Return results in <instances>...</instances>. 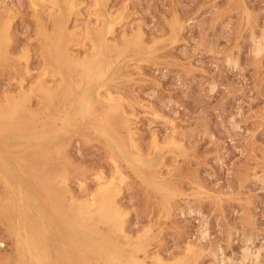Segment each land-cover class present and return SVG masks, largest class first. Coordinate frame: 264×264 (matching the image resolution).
I'll list each match as a JSON object with an SVG mask.
<instances>
[{"label":"rangeland","instance_id":"374dc122","mask_svg":"<svg viewBox=\"0 0 264 264\" xmlns=\"http://www.w3.org/2000/svg\"><path fill=\"white\" fill-rule=\"evenodd\" d=\"M96 1L0 0V108L17 98L51 120H27L21 130L4 117L0 163L5 157L17 173L18 160L38 172L41 159L58 161L57 178L77 204L120 182L123 229L101 236L107 225L97 217L94 236L103 246L134 248L142 264H264V42L252 51L264 40V0ZM85 53L104 59L101 79L71 63ZM60 69L72 70L73 88L92 98L85 116L66 125V100L47 101L38 90L44 80L61 82ZM39 138L49 146L40 149ZM1 177L0 264L14 239L4 214L20 213ZM22 177L26 187H41L37 176Z\"/></svg>","mask_w":264,"mask_h":264},{"label":"bare ground","instance_id":"6f19581e","mask_svg":"<svg viewBox=\"0 0 264 264\" xmlns=\"http://www.w3.org/2000/svg\"><path fill=\"white\" fill-rule=\"evenodd\" d=\"M83 2H84V0H83ZM97 2L99 3L98 0L96 1V3ZM79 3H81V2H79ZM62 5H64V4H62ZM97 6H98V4L96 5V7ZM93 9L95 10L96 8H93ZM59 10H60V7H59ZM94 10H92L93 13H94ZM116 10H114V11H116ZM108 11H110V10H108ZM95 14H96V11H95ZM75 15H77V14H75ZM110 15L112 17V14H110ZM52 17H53V15H52ZM91 20H93V19H91ZM97 20H99V19H97ZM92 23H93V21H92ZM78 26H80V24ZM89 26L87 25L86 28H88ZM93 27H95V25ZM74 28H75V25H74ZM86 28H85V32L87 33ZM66 30L68 31V29H66ZM88 30H90V29H88ZM113 30H112V32H113ZM8 32H9V30H8ZM170 35H172V34L170 33ZM78 40L79 39H77V41ZM80 40H83V39L81 38ZM122 40H123V38H122ZM261 40H262L261 42L260 41L255 42V40H254L255 43L253 45H255V49L252 51L256 50L257 52L256 51L255 52L258 53L260 50H262V48H263L262 42H264V40H263V38ZM89 42H92V41H89ZM90 45L93 46L94 44L93 45L90 44ZM100 46L104 50L105 46H104L103 42L100 43ZM90 49L92 50L93 48H90ZM102 49L98 53L99 55L103 52ZM46 51H47V49H46ZM46 53H49V52H46ZM53 54L51 52L49 55H47V57L49 56L48 58L53 63H55V65L57 66L58 64H60L61 60L58 57L54 56ZM167 54L168 53H166V55ZM162 55H163V53H162ZM77 56H79V54ZM83 57L87 58L86 53L83 55ZM71 63L75 64L74 66L80 67V69L83 71V75L87 79L91 78V76H96L98 79H101L102 76L104 75V73L106 72V64L104 62V59H100L98 56H93L91 58H87L85 61L75 62L74 60H71ZM138 63H139V61H138ZM71 67H73V66L71 65ZM67 71H66L67 72V75H66L60 69L59 74H61V80H62L61 82H54L51 84V83L46 82V80H44V81L40 82V85L38 87V90L42 93L43 97L45 99H47V101L51 102V100L54 98H59V99L63 98L64 100H66L64 103V106H66L67 110L64 114L65 118L64 119L62 118L63 125H66L67 123H69L72 120L84 117L85 116L84 112L89 108L88 106L92 102L91 93L89 92V90H84V91L79 92L73 88V84L75 82V77L71 73L72 70L70 71L68 69ZM57 72H59V71H57ZM55 75H57V74H55ZM55 75H54V77H55ZM36 82H38V80ZM37 84H39V83H37ZM128 84H130V83H128ZM32 85H34V84H32ZM105 90H107V87L105 88ZM24 91H26V90H24ZM97 91H99V90L97 89ZM26 92H28V94H30V92L33 93L32 90L26 91ZM95 92H96V90H95ZM99 93L100 92H98L96 94L99 95ZM101 93H100V95H101ZM107 94H108V91H107ZM116 94H118V93H116ZM109 95L110 94H108V96ZM31 96L34 97V94ZM5 97H6V95H5ZM112 97L113 96H111L109 98V100ZM102 98H104V96ZM106 99L107 98L105 97V100ZM131 99H133V97ZM117 100L118 99H116V101ZM3 101L7 102V101H5V99ZM8 101H9V106H11V108L9 110H4L3 108H0V128H3L4 124L6 122V119L3 120L4 117L10 118L12 121H14V123L17 124V126L21 130L23 128L19 124H24V122H27V120H29L30 122L41 121L43 123V125L48 124V123L50 124L51 120L49 118H46V116H42L39 113V111L30 108L31 105L28 106L26 101H23V100L17 99V98L10 99ZM39 101H40V99H39ZM76 104L78 105V107H76ZM123 108L124 107H122V109ZM122 109H120V110H122ZM123 110L125 111V108ZM123 110H122V112H123ZM123 113H125V112H123ZM13 119H15V120H13ZM128 130H130V129H128ZM96 133L98 134L97 131H96ZM130 135H129V137H130ZM154 136H155V134H154ZM132 138H134V136L131 137V139ZM135 138H134V140H135ZM153 140H155V138ZM156 140H157V138H156ZM173 140H175V139H173ZM128 141H129V139H128ZM180 142H182V141H180ZM180 142H178V143H180ZM136 143L138 144V141ZM152 145H153V142H152ZM37 146L40 149H42V148L48 147L49 145H45L43 140L42 139L40 140V138H39V142H38ZM138 147H141V146L138 144ZM58 148H61V147H58ZM153 149H154V147H153ZM61 151H62V149H61ZM118 153L120 154V152H118ZM145 155H147V154H145ZM160 156H162V155H160ZM180 156H181V154H180ZM39 159H40V157L34 158V160L31 162L36 163V161H39ZM26 161L28 162L29 160H26ZM123 161H125V159H123ZM27 162L23 163L20 160L17 161V167L19 169V171L17 173L15 172L14 169H12L13 164L10 163V161L7 160L5 157H3L2 162L0 163V177L2 176L4 178L3 180L5 181L6 192H7L8 196L11 200L10 203L14 209L16 208V210L20 211V213L15 212L14 214H12L11 212H7L6 214H4V217L7 220L6 223L8 222V224H9L7 227L9 228L12 237L14 236L13 237L14 239H13V244H12V250L10 252H8V254H6L3 257L2 263H5V264H89L91 258L88 256V254L94 253L100 261L106 262V264H142L140 261L141 259L138 260L137 254H136V251L134 248L132 250H127L123 246L117 245L113 249V246H110V245L109 246H103L102 242L100 240H96L95 236H94L95 231L93 230V226L95 225V223H97L96 222L97 217L100 218L99 222H102V223L107 225L106 228H103V229L97 231V234H99L101 236H106L109 239H113V236L115 234H117V231H121L123 229V224H122L123 219L121 218V215L119 212V205L117 204V202H119L120 199H119V201H117V199H116L117 194H118L119 190L121 189V188H119L120 182L118 185H116V183L111 181V179H112L111 178L110 181L112 183L109 181L110 182L109 186H107L108 184L107 185L104 184L105 186H107L106 188H103L104 186L101 185L102 187H100V188L101 189L103 188V189L100 192H98L96 194V196H92V199L90 197V199H88L87 201L80 203V204H77V202L74 198V195H72L73 193L69 195L68 191L63 189V187L61 186V183H60L61 179L57 178V176L62 175V171L57 168V165L59 164L58 161L51 162V164L50 163L48 164L41 159L39 161V163H43L42 166L44 167V169H42L40 172L37 171V168H33V167L26 168L24 164H26ZM184 163H182V164H184ZM32 166H35V165L32 164ZM47 166H49V167L47 168ZM165 166H166V164H165ZM181 167H182V165H181ZM185 169H187V168H185ZM5 171L9 172V175L12 177L7 176V174H5ZM24 173H26L28 175L37 176L38 177L37 181L41 185V187L40 188L26 187L25 181L22 177ZM64 175L66 176V174H64ZM121 180H122V178H121ZM64 181H62V182L64 183ZM66 182H65V184H66ZM139 182H140V180H139ZM141 182H142V180H141ZM152 185H153V183H152ZM121 186H123V185H121ZM158 186L160 187V184H158ZM161 186H162V184H161ZM197 186H199V185H197ZM201 187L202 186H200V188ZM100 188H98L97 190H99ZM201 189H204V188H201ZM159 190H162V191H164V193H166L168 188L163 187V188H160ZM173 192H175V191H173ZM157 193H159V192H157ZM171 193H172V190H171L170 194ZM166 194L170 195L168 192ZM177 194H179V193H177ZM160 195H162V193ZM183 195H185V193ZM86 196L88 197L90 195H86ZM118 196H119V194H118ZM150 198H151V196H150ZM154 198H155V196H154ZM85 199H87V198H85ZM167 199H169V198L167 197ZM166 203H168L167 205H171L170 202H166ZM169 208H171V206ZM150 229H151V227H150ZM129 236H131V235H129ZM188 249L190 250V248H188ZM189 250H188V253H189ZM192 251H193V249H192ZM247 251H243L244 257L248 256ZM143 253H145V252H143ZM145 256H146V254H145ZM157 258H158V256H157ZM158 259L160 260V258H158ZM142 260H143V257H142ZM95 261H97V260H95ZM95 261H91V262L94 263ZM97 262H95V264Z\"/></svg>","mask_w":264,"mask_h":264}]
</instances>
